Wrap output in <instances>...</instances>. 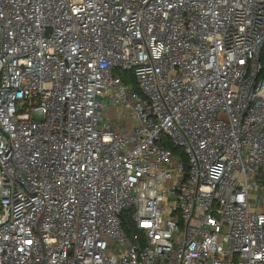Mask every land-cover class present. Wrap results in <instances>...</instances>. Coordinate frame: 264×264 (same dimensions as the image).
<instances>
[{
	"label": "built area",
	"instance_id": "obj_1",
	"mask_svg": "<svg viewBox=\"0 0 264 264\" xmlns=\"http://www.w3.org/2000/svg\"><path fill=\"white\" fill-rule=\"evenodd\" d=\"M263 49L264 0H0V264H264Z\"/></svg>",
	"mask_w": 264,
	"mask_h": 264
},
{
	"label": "trees",
	"instance_id": "obj_2",
	"mask_svg": "<svg viewBox=\"0 0 264 264\" xmlns=\"http://www.w3.org/2000/svg\"><path fill=\"white\" fill-rule=\"evenodd\" d=\"M260 61L264 64V49L261 52ZM120 74H121V77H122V79H123L124 82L131 81L132 82V85L136 89V86L133 84V79H132L131 75H128V73H126V72H120ZM171 148L174 150V152H176V153H178V154L181 155V150H179L176 147L175 148L174 147H171ZM125 219H126V222H125L124 226H125L126 233L128 235H131L132 233H134L136 231H135L133 225L129 222L127 216L125 217Z\"/></svg>",
	"mask_w": 264,
	"mask_h": 264
},
{
	"label": "rangeland",
	"instance_id": "obj_3",
	"mask_svg": "<svg viewBox=\"0 0 264 264\" xmlns=\"http://www.w3.org/2000/svg\"><path fill=\"white\" fill-rule=\"evenodd\" d=\"M105 109H103V112L105 113V112H107V114L108 113H113V111H114V109L113 108H111V105H109V106H107V105H105V107H104Z\"/></svg>",
	"mask_w": 264,
	"mask_h": 264
}]
</instances>
